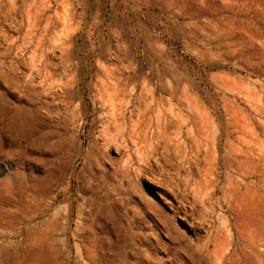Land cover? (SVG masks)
Wrapping results in <instances>:
<instances>
[{
	"label": "rangeland",
	"instance_id": "obj_1",
	"mask_svg": "<svg viewBox=\"0 0 264 264\" xmlns=\"http://www.w3.org/2000/svg\"><path fill=\"white\" fill-rule=\"evenodd\" d=\"M0 264H264V0H0Z\"/></svg>",
	"mask_w": 264,
	"mask_h": 264
}]
</instances>
